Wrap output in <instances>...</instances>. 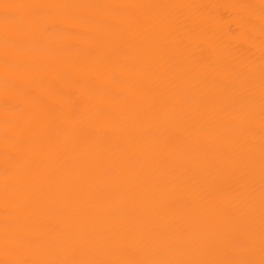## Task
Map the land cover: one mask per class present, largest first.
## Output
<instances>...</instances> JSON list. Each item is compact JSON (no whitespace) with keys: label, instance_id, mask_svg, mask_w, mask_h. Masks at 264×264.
I'll list each match as a JSON object with an SVG mask.
<instances>
[{"label":"bare ground","instance_id":"obj_1","mask_svg":"<svg viewBox=\"0 0 264 264\" xmlns=\"http://www.w3.org/2000/svg\"><path fill=\"white\" fill-rule=\"evenodd\" d=\"M0 264H264V0H0Z\"/></svg>","mask_w":264,"mask_h":264}]
</instances>
